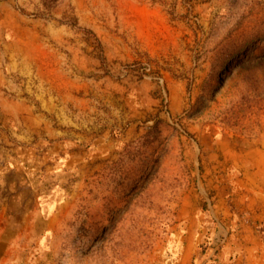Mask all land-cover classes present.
<instances>
[{"label":"rangeland","instance_id":"obj_1","mask_svg":"<svg viewBox=\"0 0 264 264\" xmlns=\"http://www.w3.org/2000/svg\"><path fill=\"white\" fill-rule=\"evenodd\" d=\"M0 264H264V0H0Z\"/></svg>","mask_w":264,"mask_h":264},{"label":"crops","instance_id":"obj_2","mask_svg":"<svg viewBox=\"0 0 264 264\" xmlns=\"http://www.w3.org/2000/svg\"><path fill=\"white\" fill-rule=\"evenodd\" d=\"M11 65V67L17 71L20 75L22 76H27V73L25 72V70L22 68V64L25 63H9ZM15 64V65H14ZM17 64V65H16ZM31 94H32V90H30Z\"/></svg>","mask_w":264,"mask_h":264}]
</instances>
